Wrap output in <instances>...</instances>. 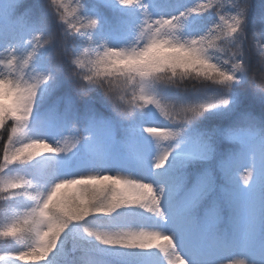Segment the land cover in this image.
I'll use <instances>...</instances> for the list:
<instances>
[{
  "label": "snow or ice",
  "instance_id": "snow-or-ice-1",
  "mask_svg": "<svg viewBox=\"0 0 264 264\" xmlns=\"http://www.w3.org/2000/svg\"><path fill=\"white\" fill-rule=\"evenodd\" d=\"M117 5L140 12L127 46H109L97 14H84L81 0H47L46 9L62 25L59 37L49 29L37 0H0V19L9 31H21L15 44L0 51V211L6 221L0 237H10L21 247L0 250V264H46L57 249L67 264H102L88 247L93 240L108 249H155L162 264H257L258 259L264 264V36L253 32L249 45L252 0H198L177 15L158 17L152 16L143 0H99L98 6L116 9ZM225 5L227 12L222 11ZM209 10L218 18L213 26L198 36L182 34L190 16ZM122 26L118 23L113 34ZM25 29L30 32L28 38L23 36ZM97 32H101L99 37L94 36ZM77 36L80 50L69 53ZM53 45L58 47L57 62L49 60L37 68L33 62L40 50ZM61 55L68 62L66 73L59 62ZM61 75L77 99L98 89L121 122H131L134 110L152 105L176 125L142 129L156 141L155 186L107 173L54 182V171L41 181L8 173L13 165L70 153L81 141L90 142L91 151L100 154L94 137L125 147L135 145L133 125L118 128L94 113L88 116L85 134H76L73 123L69 133L55 143L29 135L38 94L42 89L52 94L62 87ZM185 80L204 82L213 93L200 102L175 103L162 102L155 94L157 85L178 87ZM234 85L238 86L235 93ZM253 103L260 106L259 111L250 107ZM79 108L71 96L60 97L49 118H67ZM217 108L226 127L185 135L198 117ZM222 142L238 147L217 160ZM173 153L175 159L168 164ZM197 161L203 166L189 168ZM16 198L30 203L17 208L12 203ZM129 207L152 214L160 227L94 229L84 225L91 216H111ZM73 224L81 225L79 243L66 250L65 233ZM165 225L172 228L170 233L163 231ZM224 251L232 254L218 259Z\"/></svg>",
  "mask_w": 264,
  "mask_h": 264
},
{
  "label": "trees",
  "instance_id": "trees-1",
  "mask_svg": "<svg viewBox=\"0 0 264 264\" xmlns=\"http://www.w3.org/2000/svg\"><path fill=\"white\" fill-rule=\"evenodd\" d=\"M46 2L47 0H37V3L40 5V10L41 12H43L45 14V10H46ZM67 3H72L73 0H66ZM83 4V2H81ZM84 5V4H83ZM87 8L86 6H84L83 10ZM229 10L228 5H225L224 9L222 10L223 12H227ZM260 10V9H259ZM256 11V10H255ZM217 15L215 14V12L213 10H209L203 14H199V15H193L190 16L187 20H192L191 21V29L190 32H194L196 34V36L203 34L204 32H206L208 30L209 27L213 26L216 22H217ZM254 22V21H253ZM253 26H251L249 28V32H251V35H253V32L256 33V31L261 28V30L264 29V11L260 10V16H259V26H257L256 24L252 23ZM50 30H53L50 25H48ZM195 30V31H192ZM96 35V33H94V36ZM76 39V38H74ZM80 45H81V38L78 37L75 45L73 46V51L72 53L79 51L80 50ZM43 63V62H42ZM194 82L195 80H185L183 81L180 86L178 87H174V86H164L162 85V87H160V89H157L158 86H156V90H158V93H162V94H166V95H172L174 97H177L179 99L181 98H189L193 92V86H194ZM202 84V87L204 88H208L205 86L204 82H198L197 85ZM197 88H199V86H197ZM212 93H210L211 95ZM192 100V102H200L202 101V99L198 96H194V98H189ZM195 99V101H194ZM214 110V112L210 113V115H208V111L205 112L202 116L198 117L190 126V128L188 129V131L191 129L192 131H198L201 132V128H197V126L199 127H203L204 121L206 122H214L217 119V113L216 111L219 110V108L217 109H212ZM203 124V125H202ZM6 139V138H5ZM2 154H3V149H2V145H0V160H2ZM0 205L3 207V201H1ZM6 221L5 218H0V227H3L5 225ZM81 228L80 226H78V224H73L70 226V228L66 231L65 235L67 236V243L65 244V249L67 250L68 248H71V246L74 243H79V241L77 240V233L80 232ZM0 241L2 242L1 245H6L7 241H12L10 237L6 238V237H0ZM14 242V241H12ZM15 243V242H14ZM112 252L120 255L123 258H130V257H134L137 254V251H133V250H126V249H120V248H113ZM20 264H30L29 261H21ZM46 264H67V259L65 257V255L60 252L59 249H57L56 252H54L53 254H51L46 262Z\"/></svg>",
  "mask_w": 264,
  "mask_h": 264
},
{
  "label": "rangeland",
  "instance_id": "rangeland-1",
  "mask_svg": "<svg viewBox=\"0 0 264 264\" xmlns=\"http://www.w3.org/2000/svg\"><path fill=\"white\" fill-rule=\"evenodd\" d=\"M259 16H260V13L257 12V13H256V18H258ZM163 231H164L165 233H170L172 230H171V228H170L169 226H166V227L163 228Z\"/></svg>",
  "mask_w": 264,
  "mask_h": 264
},
{
  "label": "clouds",
  "instance_id": "clouds-1",
  "mask_svg": "<svg viewBox=\"0 0 264 264\" xmlns=\"http://www.w3.org/2000/svg\"><path fill=\"white\" fill-rule=\"evenodd\" d=\"M257 264H260L259 259H258V261H257Z\"/></svg>",
  "mask_w": 264,
  "mask_h": 264
}]
</instances>
